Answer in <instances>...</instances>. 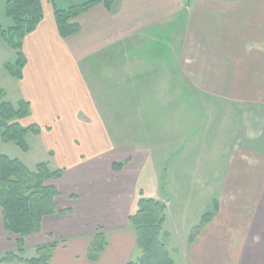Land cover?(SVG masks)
I'll list each match as a JSON object with an SVG mask.
<instances>
[{
	"label": "crops",
	"instance_id": "1",
	"mask_svg": "<svg viewBox=\"0 0 264 264\" xmlns=\"http://www.w3.org/2000/svg\"><path fill=\"white\" fill-rule=\"evenodd\" d=\"M210 1L190 0L184 6L181 0H115L110 9L97 4L76 18L80 31L64 38L52 5L43 0L42 20L23 38L26 61L21 78L11 84L15 99L9 100L28 102L29 115L23 124L37 125L36 135L50 154L47 163L62 170L52 183L59 191L56 208L68 212L44 217L40 230L24 238L25 259L35 257L39 245L53 241L50 264L138 260L141 253L128 216L136 210L138 199L146 197L165 203L168 219L176 223L175 230L164 234L169 239L171 231L176 232L180 241V263L172 257L174 264H264V112L258 109L264 106V0H219L225 4L220 7ZM180 12L192 16L178 25ZM150 29L156 33L166 29L169 38L178 42L174 58L181 53L182 59L173 58L167 64L165 77L163 69L154 77L153 72L141 74L146 68L154 71L166 65L162 59L135 57L139 34ZM189 56L195 63L185 67ZM169 68L179 69L180 80L189 78L195 87L214 93L212 98L223 99L224 110L235 109L240 115L231 118L221 135L216 134L217 142L207 146L209 190L196 201L193 188L184 182L199 180L200 172L193 167L201 160L179 162L171 169L176 182L184 165L193 173L179 180V199L174 201L162 192L157 167L175 147L153 145L152 149L139 144L133 139L134 130L123 128L118 119L122 112L136 118V104L149 101L130 97L128 103L135 107L121 111L117 90L121 77L129 72L134 83L137 78L144 80L145 92L156 94L155 87L168 86L172 73L178 79ZM257 89L263 94L257 95ZM252 115L257 119L245 122ZM124 132L132 137H124ZM198 153L199 148L193 146V156ZM119 163L121 167L115 169ZM148 163L153 166L154 180L146 191L139 184ZM214 199L216 213L189 241L192 228ZM97 232H103L105 244L96 259L90 260L89 247ZM18 238L6 231L0 207V264H31L2 259L18 251Z\"/></svg>",
	"mask_w": 264,
	"mask_h": 264
},
{
	"label": "rangeland",
	"instance_id": "2",
	"mask_svg": "<svg viewBox=\"0 0 264 264\" xmlns=\"http://www.w3.org/2000/svg\"><path fill=\"white\" fill-rule=\"evenodd\" d=\"M84 1L86 0H55L57 5H66V7ZM211 1L213 3L216 2V4H219V7L221 5H225L222 4V2H220L219 0ZM5 2L6 0H0V24L4 27H8L12 24V21L5 14ZM181 2L184 4V6L185 4L187 5V0H181ZM182 7L180 8V10L182 9ZM191 14L192 13H190L189 15L188 13L182 14L180 12L181 17L177 19L178 22H176V24L181 25L184 20H187V16L191 18ZM175 15L176 14L170 17L169 20H173L175 18ZM158 31L159 32L156 33V30L152 31V29H150L148 33L145 32L139 34L138 38L141 42L138 44V41H136V44L138 45L136 46L137 48L134 50V52L137 53L135 57L138 56V58H141L140 60L143 59L142 61H147L149 57L153 55L154 58H158L159 60L162 59L166 64L162 67L159 65L160 67L158 68V70L154 71L150 68L147 69L146 66L143 65L146 70L144 72H141V74L144 73V75H152L151 72H153L154 77L155 75L162 72V70L160 69H163L165 77V75L168 74L167 64L173 60L174 54L178 50V45H176L178 44V42L169 38L166 29H159ZM173 32L175 34L177 30L174 29ZM181 44L183 45V42H181ZM178 57L179 60H177ZM192 57L193 56H189V58H187L189 59V61H186L185 67L188 65L192 66V64L195 63ZM197 57L199 56L197 55ZM14 59V49L11 48L7 42L0 38V87L4 89L6 88L9 91L8 96L6 92V98L11 100L15 99V94H13L11 87V84L15 85V78L8 73L7 69L5 68V64L8 62H13ZM174 59L180 62V60L182 59L181 53ZM134 70L137 72L136 69ZM169 70L171 72H173L174 70V74L176 73L178 79H174L173 77L175 76H173L172 73V75L169 77L168 86L160 85L155 87L158 90V93L156 94L145 92V90L147 89L145 87L144 80L137 78L136 83H134L132 77H128V74H130L129 72L121 77L120 87L117 88V90L121 92V111L132 109V107H135V104L128 103L130 97H147L149 98V101L147 103L145 102L136 104V111L138 110V112H136V118L135 116L132 117L131 114L128 115L127 112H122L120 113V117L118 119H120L119 123L123 128L134 130L135 135H132L133 139H137V143L139 144L147 145L152 149L153 145L158 147L167 146L168 148L175 147V149H173V152H169L167 156L168 158H165L164 161H162L164 164L162 165L159 162V166L157 167L160 170L161 190L166 197H170L174 201H177V199H179V188L177 186L179 180L181 178H185L186 175L189 177V175H192L193 173L189 169L187 170V165H184L179 173L181 177L178 182H176L178 177L172 176V174H170L171 169H174L179 162H181L182 164L193 162V164H195L197 160H201V164L199 163V161H197V163L193 167L194 171L200 172L199 180L198 178H196L195 183L184 182L188 186L193 188L194 192L191 191V193L193 194V198L196 201L198 196L203 195L204 192H207L209 190L208 176H210L211 173L209 174L208 172L210 163H208L206 157L210 156V149L207 148V146H211L215 142V140L217 142V139L219 138H217L216 134L221 135V131L224 130L226 126H229L232 123L230 120L231 118H239L240 115H236V113H234L235 109L233 110V112H230L229 109L224 110V106H222L224 105L223 99L217 100L215 98H212V95L214 93L207 92L206 90L201 89L204 88L201 86L195 87L191 82V84L189 83V78L183 80L184 82L182 81V79L180 80V78L178 77L179 69L176 70L174 68H169ZM184 72L186 73V75L189 74L190 76H193L192 71L185 70ZM132 73L135 74V72H131V74ZM181 75H183L184 77L183 72L181 73ZM218 76L222 77V72H218ZM257 90V95L263 94L261 89ZM260 105L262 107L258 109L261 112H264V106L262 104ZM139 113H141L140 118L138 117ZM261 115L264 116V113H261ZM243 118L244 115L241 119ZM255 119L257 118H253L252 115V118H246L245 122ZM36 134L29 133L27 135V142L29 145L28 151H22L13 143H4L0 146V152L6 153L11 157L18 158L29 168L35 167V165L39 162H47L50 154L44 150L43 145ZM127 134V132H124L123 136H130ZM183 145L184 148H182ZM147 146L146 148H148ZM193 146H195L196 150H198L199 148L198 157L193 156ZM182 149H185L184 152H181ZM175 151H177V153H180L176 155L177 153ZM154 152L159 154V152L157 151ZM204 158H206V160L203 162ZM152 167V164L150 165L148 163V165L144 168L142 179L140 180L141 183L139 185H142V187L145 188L146 191L148 190L147 188L149 185H153V183H151L154 180ZM167 168H169V171L167 170L166 174L165 172ZM196 168H199L200 170H196ZM192 206V203H190L188 207L190 211L189 216L191 215ZM165 219L166 222L163 223L164 226H162L158 238L162 243L165 244V248L170 254L171 258L173 257V259H176V261L180 263L179 251L182 248L180 247V241L175 236L176 232L171 231V235L173 237L169 239L164 238V234L166 233L165 231L167 229L175 230L173 229V227L176 224L175 222L174 224L168 219V211L166 208Z\"/></svg>",
	"mask_w": 264,
	"mask_h": 264
},
{
	"label": "trees",
	"instance_id": "3",
	"mask_svg": "<svg viewBox=\"0 0 264 264\" xmlns=\"http://www.w3.org/2000/svg\"><path fill=\"white\" fill-rule=\"evenodd\" d=\"M53 8L54 19L62 37H69L80 31L76 18L97 4L106 9L114 6L115 0H86L64 8L57 7L54 0H49ZM5 14L12 21L8 27L0 24V38L15 51L13 62L5 64L8 73L15 79L21 78L25 56L22 50L23 38L32 32L43 18V0H6ZM29 115V104L24 100L12 102L6 98V91L0 87V146L13 143L22 151H28L27 135L38 133L36 124L24 125L23 120ZM121 163L115 164L119 169ZM62 174L61 169H52L47 162H39L29 168L21 160L0 152V207L5 229L10 234L18 235V251L6 254L3 260L19 259L31 264H50L55 242L39 245L36 256L23 257L24 238L40 230L46 216L63 215L68 209L58 210L56 198L59 191L53 180ZM166 205L155 198L140 197L136 210L128 216V222L134 230L136 245L140 250L138 260L127 264H174L173 259L158 235L165 221ZM218 209L217 200L201 215L200 222L190 232L189 241L212 219ZM105 244L103 232L92 236L88 257L95 260Z\"/></svg>",
	"mask_w": 264,
	"mask_h": 264
}]
</instances>
